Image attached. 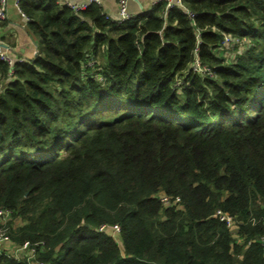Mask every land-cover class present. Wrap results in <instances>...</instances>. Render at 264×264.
<instances>
[{
  "label": "trees",
  "instance_id": "16d2710c",
  "mask_svg": "<svg viewBox=\"0 0 264 264\" xmlns=\"http://www.w3.org/2000/svg\"><path fill=\"white\" fill-rule=\"evenodd\" d=\"M19 5L38 51L11 77L0 61L12 242L42 264H264V0L159 2L123 23L97 3Z\"/></svg>",
  "mask_w": 264,
  "mask_h": 264
},
{
  "label": "built area",
  "instance_id": "2783aa9c",
  "mask_svg": "<svg viewBox=\"0 0 264 264\" xmlns=\"http://www.w3.org/2000/svg\"><path fill=\"white\" fill-rule=\"evenodd\" d=\"M102 0H83L82 2L72 1V0H65L62 4L67 5L68 7L72 8L75 11H80L82 9H86L89 5L93 3L101 4ZM159 2H165L166 8H171L174 6H178L181 8H185V0H155L153 4H157ZM17 8L19 12L22 14V16L27 17L21 6L19 5V0L16 3ZM118 5V16L117 18H111L108 14L107 17L113 21H116L117 23H123L130 18L134 16V14L131 13L129 8V0H117ZM189 15L191 17L194 16L193 12L189 11ZM8 18V0H0V61L6 62L8 65V72L7 75L9 77L14 75V64L16 62L13 55L8 51V49L4 45V40L1 35V28L2 24L5 22V20ZM225 42H233V39L231 36L225 34L224 38ZM235 42L241 43L239 38L234 39ZM194 69L198 72L211 74V68L208 66H204L201 64L199 59H195L194 63ZM179 200V198H177ZM162 201H164L165 204H169V198L163 197ZM216 215L219 216V218L226 222V225L233 233L234 238L236 239V242L241 243L242 237L239 233V227L241 222L236 219L233 215L229 214L228 212H225L223 210H217ZM11 217V211L5 208H0V252H6L10 256L16 257V258H22L26 255V259L30 262V264H42L41 262H37L34 260L35 258V251L36 247L33 245H29L28 242H25L20 245H16L15 247H10V243L12 242L11 235L8 231L9 227L7 225L8 220ZM262 223L264 225V219L262 220ZM100 229L103 231H111L109 233L116 234L119 232L120 227L119 225H108L103 224L100 226ZM114 231H112V230ZM262 244H264V232L258 239ZM250 242V241H249ZM38 245V244H37Z\"/></svg>",
  "mask_w": 264,
  "mask_h": 264
},
{
  "label": "crops",
  "instance_id": "0c3cea01",
  "mask_svg": "<svg viewBox=\"0 0 264 264\" xmlns=\"http://www.w3.org/2000/svg\"><path fill=\"white\" fill-rule=\"evenodd\" d=\"M65 0H59L63 3ZM82 2L83 0H72ZM155 0H129L132 14H137L151 8ZM18 0H8V18L2 24L1 35L4 45L16 61L32 60L38 51V41L28 28V19L19 12L16 3ZM101 5L111 18H117V0H102ZM10 247H15L13 242Z\"/></svg>",
  "mask_w": 264,
  "mask_h": 264
},
{
  "label": "rangeland",
  "instance_id": "374dc122",
  "mask_svg": "<svg viewBox=\"0 0 264 264\" xmlns=\"http://www.w3.org/2000/svg\"><path fill=\"white\" fill-rule=\"evenodd\" d=\"M230 47L231 48L229 50L225 51V54H227V53L236 54V52H237V49H236L237 45L232 44ZM112 231H114V230H112ZM109 232H111V231H109Z\"/></svg>",
  "mask_w": 264,
  "mask_h": 264
}]
</instances>
